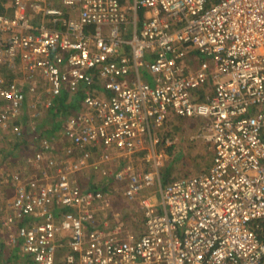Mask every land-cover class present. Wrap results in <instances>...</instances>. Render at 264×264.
I'll return each mask as SVG.
<instances>
[{
    "label": "built area",
    "instance_id": "obj_1",
    "mask_svg": "<svg viewBox=\"0 0 264 264\" xmlns=\"http://www.w3.org/2000/svg\"><path fill=\"white\" fill-rule=\"evenodd\" d=\"M2 4L0 69L21 80L0 70V128L20 134L27 101L36 117L64 91L83 95L60 141L44 135L28 155L41 172L7 173L0 234L26 255L12 264H57L61 248L68 264H264V0ZM173 113L206 119L214 156L162 184L158 130ZM140 149L152 169L120 163ZM103 162L119 165L115 184L85 188L80 174L108 176ZM114 194L139 204L137 238Z\"/></svg>",
    "mask_w": 264,
    "mask_h": 264
},
{
    "label": "rangeland",
    "instance_id": "obj_2",
    "mask_svg": "<svg viewBox=\"0 0 264 264\" xmlns=\"http://www.w3.org/2000/svg\"><path fill=\"white\" fill-rule=\"evenodd\" d=\"M0 70L5 74H12V70H9L7 66L1 67ZM16 70L19 71V68L17 67ZM41 109L42 108H40V110ZM41 112L42 113L36 117H33L31 116L27 107L25 112L26 118H24L23 121L29 125L28 127L29 130L31 129L30 132H32V134L29 133L28 135V144L23 146V148L20 147L18 149V154L20 149L21 153L17 158L12 156V154L7 155V158L3 155L7 151L11 150L15 137L12 131L8 129L2 130V128H0L1 201H3V193L5 194L7 191L9 193V189L11 190V185L9 184L10 180L8 179L9 176L7 173L19 171L22 174L29 175L30 173L34 174L41 172V167H37V165L32 164L30 160H28V155L32 154L34 150L37 149V144H39V139L35 135L37 133H41V137L44 135L54 136L56 138L54 139L56 142L60 141L58 138L60 128L53 130V126H50V124H52V117H50L49 113H47V110L45 109L41 110ZM173 115L174 116H171L169 120H167L161 127V129L158 130L159 137L161 139L164 138V141L162 142V148L160 149L158 144L157 149L165 152L163 163L160 167L161 176L168 164L172 165L173 167L172 169L174 178L181 176L183 177L184 175L189 176L197 174L202 169L206 168V166L210 163L211 156L213 154L211 142L206 137L207 131L204 128L205 120L201 121L202 118L196 119L190 117H181L174 113ZM47 123L48 125L46 126ZM31 125H35L36 129L31 128ZM50 129L52 130L48 132ZM33 135L35 136L34 138ZM32 138L33 140H30ZM167 146H169L170 149H167ZM149 162H146L145 160L144 164L143 160L141 159V164L138 165L140 166L139 169H152L153 167L149 164ZM107 182L109 183V180ZM156 195L159 198L158 192H156ZM112 202L114 203L115 209L118 212L120 219L119 222L123 223L125 232L127 234H132L133 236H139L144 230L143 212L139 207V204L135 200H128L124 198L121 194L112 195ZM16 251H18V247H16ZM64 253L65 251L60 253L59 259L64 258ZM23 256L25 257V255ZM19 259L23 258H18L15 256L10 260V263L12 264L15 260Z\"/></svg>",
    "mask_w": 264,
    "mask_h": 264
},
{
    "label": "crops",
    "instance_id": "obj_3",
    "mask_svg": "<svg viewBox=\"0 0 264 264\" xmlns=\"http://www.w3.org/2000/svg\"><path fill=\"white\" fill-rule=\"evenodd\" d=\"M6 11H7V9H6ZM145 18V14H144V12L142 11L141 12V10H140V13H139V19H138V22H139V24H141V22H142V19H144ZM191 63H192V65H194L195 64V58L193 59H191V61H190ZM17 68H15L14 70H12V74H11V76L12 77H18V79H20L21 77V73H19V71H17L16 70ZM144 78L145 79H147L148 81H150V82H152V78L147 74V73H144ZM21 80V79H20ZM39 81H40V83L42 84V85H44V86H47L48 84H47V81L45 80V79H43V77H41V76H39ZM42 88H43V86H42ZM98 91L100 92V91H102L103 92V89L101 88V87H99L98 86ZM67 93L69 96H67L68 97V99H67V101L69 100V102L70 103H68V104H73V106L75 107V106H78L76 109H73L74 111L75 110H77V109H79V108H82V98H83V95H82V93H80V94H74V93H72V92H69V91H64L63 93ZM41 93L44 95V93L41 91ZM45 96V95H44ZM56 98V97H55ZM54 98V99H55ZM78 98H80L81 100H79L78 102L76 101V100H78ZM53 99V100H54ZM27 107H28V101L26 102V104H25V112H26V110H27ZM47 110V113H49V115H50V117H53V116H51V112L49 111V107H42V109L41 110ZM42 113V112H41ZM171 116H174L173 114H171L170 115V117ZM169 117V118H170ZM196 119H198V118H202L201 119V121H203V120H205V125H204V128L206 129V119L205 118H203V117H195ZM169 120V119H168ZM52 124H50V126L53 128V130L54 129H58V128H60V127H62L63 126V123L64 122H62V123H60L59 121H57V119H52ZM48 125V123L46 124V126ZM50 127V128H51ZM34 129H36V126H35V128ZM52 129H50L48 132H50ZM10 131H11V129H10ZM33 131H35V130H33ZM207 131V130H206ZM29 133H31L32 134V132H29ZM29 133H28V135H29ZM35 136H38V133L35 135ZM34 135H33V137H35ZM162 146V145H161ZM160 146V144H159V146L158 147H160V149L162 148ZM213 148V147H212ZM167 149H170V147L169 146H167ZM20 153H21V149H20V151H19V154L18 155H14L15 156V158H17L19 155H20ZM144 153V150L143 149H140V150H137L136 152H134V153H131V154H128V155H125V156H123V157H121V160H120V163H123V164H125V163H131V164H133L136 168H138L139 169V167L140 166H138V165H140L141 164V159L143 160V163L145 164V153ZM94 154L95 155H98L99 154V152H97V149H96V151L94 152ZM143 155V156H142ZM213 156H214V150H213V154H212V156H211V160H210V163L206 166V168H204V169H202V170H205V169H207V168H209L210 167V165L212 164V161H213ZM147 162V161H146ZM149 162V161H148ZM142 163V164H143ZM149 164L150 165H152V163L151 162H149ZM102 165H103V167H105V168H107L108 169V176H105V175H102L100 172H98V171H95V170H86L84 173H81L80 174V182L83 184V186L85 187V188H89V187H112L113 186V184H115V181H114V179H113V175L111 174L112 172H114L115 170H117L118 169V167H119V165L118 164H114V163H109V162H103L102 163ZM144 167H145V165H144ZM201 170V171H202ZM25 172V171H24ZM161 173V172H160ZM32 173H30L29 175H31ZM28 175V174H27ZM184 176H188V175H184ZM182 177V176H181ZM109 180V183L107 182ZM10 182V181H9ZM111 182V183H110ZM10 185H11V183H9ZM10 187V186H9ZM12 192H13V189H12V186H11V190L9 189V193H8V191L4 194V196L5 197H7V196H12ZM134 238H137L138 236H133ZM16 247L17 246H15V247H13V246H9L7 243H6V241L4 240V238H3V236L0 234V264H11L10 263V260L11 259H13L16 255H19L20 257H22L23 259H25L26 258V255H25V257L23 256L24 254L22 253V251L20 250V248H18V251H16ZM65 251V249L63 250L62 248L61 249H59V252L61 253V252H64Z\"/></svg>",
    "mask_w": 264,
    "mask_h": 264
},
{
    "label": "trees",
    "instance_id": "obj_4",
    "mask_svg": "<svg viewBox=\"0 0 264 264\" xmlns=\"http://www.w3.org/2000/svg\"><path fill=\"white\" fill-rule=\"evenodd\" d=\"M7 3L8 0H0V13H4L6 12V8L5 6H3L2 3ZM144 12V9L141 10V12ZM13 76V75H12ZM11 76V78H12ZM69 96L66 92L65 93H62L61 95L57 96L54 100H53V103L52 105L49 107V111L51 112V116L52 119H57V121H59L60 123L64 122L65 120H67V117L69 116V114L73 111V109H76L78 106H73V104H68L70 103L69 100L67 101L68 97ZM81 100L80 98H78V100H76L77 102ZM25 109L23 111V113L20 115V117L18 119L15 120L16 123H18L20 126H21V133L20 134H16L14 131H12L14 137H15V140L13 142V147L11 148L10 151H7L5 154H3L5 157L9 154H12V156L14 155H18V149L21 147L23 148V146L27 145L28 144V141H29V136H28V133L30 132L29 130V125L23 121L24 118H26L25 116ZM41 133H38V139L40 140V137H41ZM34 138V137H33ZM30 139V140H33ZM37 139V138H36ZM161 143H160V146L162 145V142L164 141V138L161 139ZM37 142V141H36ZM39 147V144H37V148ZM8 157V156H7ZM6 157V158H7ZM172 165L168 164L166 167H165V170L162 172V176H161V181H162V184H167L171 181H173L174 179L176 178H179V177H176L174 178L173 177V169H172ZM106 188V187H105ZM108 188V187H107ZM2 200L4 201V198H2ZM0 201H1V198H0ZM63 250L65 249V252L67 251V248H62ZM65 255V253H64ZM16 257H20L19 255H16ZM60 257V252L58 251V255H57V264H68L66 261H65V256L63 259H59Z\"/></svg>",
    "mask_w": 264,
    "mask_h": 264
}]
</instances>
